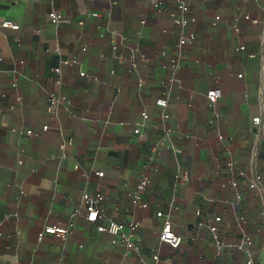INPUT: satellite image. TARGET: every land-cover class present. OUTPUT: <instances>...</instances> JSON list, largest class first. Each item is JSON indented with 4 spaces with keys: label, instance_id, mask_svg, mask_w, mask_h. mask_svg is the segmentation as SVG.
I'll use <instances>...</instances> for the list:
<instances>
[{
    "label": "crops",
    "instance_id": "1",
    "mask_svg": "<svg viewBox=\"0 0 264 264\" xmlns=\"http://www.w3.org/2000/svg\"><path fill=\"white\" fill-rule=\"evenodd\" d=\"M178 1L196 18L189 26L196 38L182 48L171 80L163 65L178 54L170 16ZM51 10L61 13L56 25ZM244 12L259 22L240 17ZM0 18L19 24L0 29V264H248L233 246L240 233L228 181L238 170L245 172L238 212L260 264L264 0H0ZM240 45L244 51L235 50ZM213 87L222 96L209 105ZM52 90L71 101L70 115L62 105L49 107ZM255 174L261 180L249 188ZM142 176L150 180L145 208L130 200ZM84 192L104 196L95 222L84 209L72 215ZM166 216L181 237L177 248L159 239ZM214 216L221 217L220 251L208 230ZM110 221L124 228L117 235L97 230ZM68 223L65 239H37L44 225ZM123 236L139 251L124 256Z\"/></svg>",
    "mask_w": 264,
    "mask_h": 264
},
{
    "label": "built area",
    "instance_id": "2",
    "mask_svg": "<svg viewBox=\"0 0 264 264\" xmlns=\"http://www.w3.org/2000/svg\"><path fill=\"white\" fill-rule=\"evenodd\" d=\"M155 7H158L157 4H155ZM189 6L182 2L178 1L176 4L175 9L170 13L172 22L175 26L179 28V36L176 41V46L178 48V54L176 56H169L167 58L166 64H164V67H169L171 69V77L170 79L173 80L175 78V75L178 73L179 69L181 68V62L180 57L182 53V48L186 45H190L194 42L196 38V33L193 29H189V26L194 24L196 22V18L193 15L188 14ZM97 13H92V15H96ZM245 20H249L252 23H258V19L252 18L248 12H244L241 14V16ZM239 16H236L234 18L233 28L235 31L239 30L238 21ZM61 18V13L56 10H51L48 12V19L51 22V24L56 25ZM220 16L216 15L214 19L212 20V25L217 24L219 21ZM11 29V30H17L19 28V24L15 22L14 20H11L9 18H0V29ZM264 42V39H263ZM115 48V46H113ZM245 46L240 45L235 48L237 51H244ZM164 55V52H162ZM250 57L254 56V53H249ZM75 63L76 60L73 59L71 61L69 60H62L61 63ZM52 71L54 72L55 78L54 83L59 86L61 83V66H55ZM80 75L83 76L84 72L81 71ZM240 76V74H238ZM222 96V90L220 87H213L206 92V98L209 103V105H213L220 97ZM47 101L50 108H56L58 106H63L64 110L70 115V106L71 101L68 99V97L64 93H60L57 90H52L48 92L47 94ZM156 105L160 107H165L167 104V100L163 97H158L155 100ZM142 117H147V114L142 113ZM167 117V115H165ZM261 122L260 116H254L252 118V123L257 125ZM48 128L47 124H44L42 126L43 130H46ZM32 130L28 129L25 131V134H31ZM135 133H138L139 135H142L140 132L139 127H136L134 129ZM95 175L102 176L103 172L101 171H95ZM177 175H181L183 178H186V172H179ZM245 175L244 170H238L236 174H234L230 180L228 181V185L233 189L234 192V199L231 202L230 208L233 213L234 219L236 223L239 226V233H240V240L238 243L234 244L233 246L236 247L238 251H241L244 253L246 257V261L248 264H259L254 257V251L252 249V243H253V235L248 234L244 225L246 224V218L243 214H240L238 212V206L242 200V194L238 189L239 179ZM261 180L260 174H255L253 179L248 183L249 188H255L258 186V183ZM150 180L148 176H142L138 182L136 183L135 189L130 193V200L131 203L134 206L145 208L147 206V203L142 199V194L144 190L146 189L147 185L149 184ZM223 187L226 186V184H222ZM104 199L103 194L101 193H89L84 192L81 196L80 205L76 207L72 215L78 214L81 209H84L85 212V219L89 222H95L99 217H101L104 213V209L101 207L100 203ZM199 212H197L198 214ZM212 223L208 225V230L212 236V240L214 242V245L218 251L222 250L224 247V244L222 240L219 237L218 234V227L217 223L221 221L220 216H214L211 219ZM72 224L68 223L66 226H62L60 224H46L43 226V228L38 232L37 239L40 241L46 234H52L56 235L62 239H65L68 235L69 228ZM130 229L135 228L137 224H129L128 225ZM124 228L123 223H118L114 221H110L108 227L103 226H97L98 231H107L110 234L117 235L122 231ZM260 229L256 228L255 232H259ZM159 239L161 241L167 242L171 247L177 248L181 242V237L176 235L172 228H171V221L166 216L160 234ZM123 243L125 245V251L124 256H127L129 252L139 251L138 245H136L133 240L129 236H123ZM119 264H132L128 262L127 260H122Z\"/></svg>",
    "mask_w": 264,
    "mask_h": 264
},
{
    "label": "rangeland",
    "instance_id": "3",
    "mask_svg": "<svg viewBox=\"0 0 264 264\" xmlns=\"http://www.w3.org/2000/svg\"><path fill=\"white\" fill-rule=\"evenodd\" d=\"M259 220L257 221V225H261V226H263L264 225V223H263V221H264V204H263V206H262V209H261V212H260V215H259ZM259 252H261L260 254H259V262H260V264H264V244H263V249H260L259 248V250H258Z\"/></svg>",
    "mask_w": 264,
    "mask_h": 264
}]
</instances>
